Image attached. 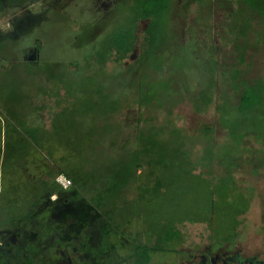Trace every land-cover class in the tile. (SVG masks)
I'll list each match as a JSON object with an SVG mask.
<instances>
[{
    "label": "rangeland",
    "instance_id": "rangeland-1",
    "mask_svg": "<svg viewBox=\"0 0 264 264\" xmlns=\"http://www.w3.org/2000/svg\"><path fill=\"white\" fill-rule=\"evenodd\" d=\"M131 1L0 0V17L5 11L9 15L19 14L25 5H31V13L19 16L15 23L11 22V16L1 23V90L15 93L23 79L29 109L42 106L32 113L49 128L52 114L64 104L57 105L50 91L54 88L45 78L47 71L55 66L61 69L68 66L70 72L75 71L74 66L84 70L82 67L94 58L101 46L107 45L115 33L129 28L126 13ZM141 30L139 24L138 34ZM141 44L139 39L133 54L123 63H106V73L115 76L117 71L123 72L126 75L123 81L127 79L132 84L135 79L142 94L156 96L152 108L135 107L114 117L118 134L115 148L120 151L131 144L140 117L142 124L167 125L169 130L178 129L191 138L200 137L203 132L210 135L216 146L206 139L196 140L192 145L186 143V151L196 156L194 161L199 159V165L192 163L191 166L192 156H188L186 176L175 182V185L186 184L187 189L182 202L177 208L173 207V211L186 220L208 219L204 184L217 187L219 173H224L219 163L213 161L219 159V145L227 136L219 125V106H236L245 86H252L259 79L264 81V18L238 0H169L168 11L161 18L151 50L143 49ZM33 47L36 61H27L23 50L27 52ZM140 56L145 60L143 63L138 59ZM211 75L216 84L212 104L196 114L186 100L207 89ZM121 83V86L126 85ZM232 84L239 89L235 90ZM38 88H45L47 95L39 93ZM59 93L62 95L64 91ZM262 143L252 138L244 140V149L250 156L242 158L233 173L237 185L247 196H250L249 188L254 190V195L248 197H253L250 209L241 216L242 223L235 230V236L224 246L219 243L221 248L212 249L205 225L184 224L179 226L184 240L175 246L177 251L170 245V251L151 256L150 264H212L211 258L215 255L219 256V264H251L252 258L259 264L264 262ZM211 161L212 164L207 165ZM170 193L168 191V196ZM52 196L40 213L57 224L63 237L58 245L43 253L42 264H116L120 261L124 264V260L132 258L128 244L139 237L138 227L124 230V236L101 239L96 228L101 212L95 204L78 199L74 189L58 195L56 200ZM164 199L166 213L170 203L167 197ZM15 238L13 233L9 242L12 244ZM140 242L144 243L141 239Z\"/></svg>",
    "mask_w": 264,
    "mask_h": 264
},
{
    "label": "trees",
    "instance_id": "trees-1",
    "mask_svg": "<svg viewBox=\"0 0 264 264\" xmlns=\"http://www.w3.org/2000/svg\"><path fill=\"white\" fill-rule=\"evenodd\" d=\"M238 1L264 18V0ZM168 4L169 0H132L126 13L129 28L115 33L107 45L101 46L82 67L84 70L74 66L75 71L70 72L68 66H55L47 71L45 78L54 88L50 91L57 105L64 104L52 114L49 128L32 113L42 106L29 109L23 79L15 93L0 88V264H42L43 253L61 242L63 232L40 210L50 203L51 194L62 196L71 189L78 192V199H86L100 210L96 228L101 239L124 236V230L139 228V237L128 244L132 258L124 264H150L154 254L170 251L168 246L183 241L178 228L184 224L205 225L213 245L225 244L235 236L241 216L250 209L253 197H248L254 190L249 188L247 196L233 173L241 159L250 156L244 140L252 138L264 145L263 80L245 86L236 106H219V125L227 136L219 145V159L213 161L224 173H219L217 187L204 184L208 219L186 220L173 207L182 202L187 189L186 184L175 182L186 176L188 156H192L191 166L199 165V159L194 161L196 156L186 151V143L206 139L215 145L210 135L203 132L191 138L178 129L169 130L167 125L142 124L140 117L131 144L120 151L115 148L118 134L114 117L135 107L152 108L156 96L142 94L135 79L132 84L123 81V72L117 71V77L106 73V63H123L133 54L139 39L143 49L151 50ZM138 59L145 61L141 56ZM209 77L208 88L186 100L196 114L212 104L216 84L214 76ZM121 82L127 86H121ZM60 90L64 91L62 95ZM38 91L47 95L45 88ZM58 175L70 181L68 190L56 184ZM166 197L170 205L164 213ZM13 233L16 238L11 244Z\"/></svg>",
    "mask_w": 264,
    "mask_h": 264
},
{
    "label": "crops",
    "instance_id": "crops-1",
    "mask_svg": "<svg viewBox=\"0 0 264 264\" xmlns=\"http://www.w3.org/2000/svg\"><path fill=\"white\" fill-rule=\"evenodd\" d=\"M25 7H26V5H25ZM25 7H24V8H25ZM21 9H22V8H21ZM21 9H20V10H21ZM16 15H17V14H16ZM16 15H14V14H13V15H9V14L6 13V11H5V12L1 15V17H0V19H1V20H0V26H1V23H2V22H6V20H7V18H8L9 16H11L10 18L12 19V17H14V16H16ZM11 19H10V20H11ZM16 20H17V19H16ZM16 20H15V19H12L11 22H12V23H15ZM56 196H57V195H56ZM178 230H179V228H178ZM179 231H180V230H179ZM180 232H181V231H180ZM181 234H182V233H181ZM182 237H183V235H182ZM183 240H184V239H183ZM182 242H183V241H182ZM182 242H181L180 244H175L174 247H173V250L177 251L176 248H175V246H179V245H181ZM210 243H211V247H212V249H215V248H221V247H222V244H219V245H213V243H212L211 241H210ZM223 246H224V244H223ZM189 256H190V254H189ZM218 259H219V256H217V255H215L214 257H212V258H211V261H213L212 264H215V263H217V262H218V264H219V260H218ZM251 264H259V263L256 262V261H254L253 258H252V262H251ZM262 264H264V262H263Z\"/></svg>",
    "mask_w": 264,
    "mask_h": 264
},
{
    "label": "built area",
    "instance_id": "built-area-1",
    "mask_svg": "<svg viewBox=\"0 0 264 264\" xmlns=\"http://www.w3.org/2000/svg\"><path fill=\"white\" fill-rule=\"evenodd\" d=\"M55 182L64 191L68 190L71 186L70 181L66 177H64L63 175H58L55 178ZM57 197H58V195H57Z\"/></svg>",
    "mask_w": 264,
    "mask_h": 264
},
{
    "label": "water",
    "instance_id": "water-1",
    "mask_svg": "<svg viewBox=\"0 0 264 264\" xmlns=\"http://www.w3.org/2000/svg\"><path fill=\"white\" fill-rule=\"evenodd\" d=\"M23 11H24L23 15L26 14V13H31L29 7L25 8ZM30 54H31V57H28L26 60L27 61H36L37 55H36V50H35L34 47L30 48Z\"/></svg>",
    "mask_w": 264,
    "mask_h": 264
},
{
    "label": "flooded vegetation",
    "instance_id": "flooded-vegetation-1",
    "mask_svg": "<svg viewBox=\"0 0 264 264\" xmlns=\"http://www.w3.org/2000/svg\"><path fill=\"white\" fill-rule=\"evenodd\" d=\"M30 6H31V5H28V4H27L26 7H25V6H24V7H25V8H27V7L31 8ZM24 7H23V8H24ZM23 8L20 10V13L17 14L16 16L12 17V19H15V20H16V19H18L19 16H23V12H24V11H23V10H24ZM21 11H22V12H21ZM20 14H21V15H20ZM12 19H11V20H12ZM24 51H25V52H24ZM22 54H23V57H26V55H27V58H28V57H31L30 49H28L27 52H26V50H23V53H22Z\"/></svg>",
    "mask_w": 264,
    "mask_h": 264
},
{
    "label": "clouds",
    "instance_id": "clouds-1",
    "mask_svg": "<svg viewBox=\"0 0 264 264\" xmlns=\"http://www.w3.org/2000/svg\"><path fill=\"white\" fill-rule=\"evenodd\" d=\"M52 199H53V200H56V199H57V196L54 194V195L52 196Z\"/></svg>",
    "mask_w": 264,
    "mask_h": 264
}]
</instances>
